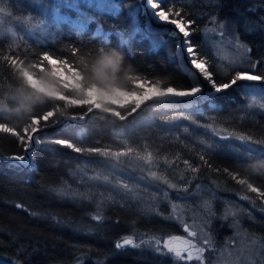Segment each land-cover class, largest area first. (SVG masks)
I'll return each mask as SVG.
<instances>
[{
    "label": "trees",
    "instance_id": "16d2710c",
    "mask_svg": "<svg viewBox=\"0 0 264 264\" xmlns=\"http://www.w3.org/2000/svg\"><path fill=\"white\" fill-rule=\"evenodd\" d=\"M64 1H60L57 16L48 13L53 20L50 31L40 34L33 30L36 15L52 6L48 0L38 4L0 0V123L26 136L23 129L35 125V116L54 114L48 122L41 121L43 125L59 121L65 114L86 112L89 103H73L49 93L43 100L36 99V87L27 81L24 71L54 86L59 68L66 67L80 78V84L60 87L63 97L81 99L88 87L83 80L85 66L101 46L117 48L124 53L126 64L133 65L138 80L127 91L141 93L150 85L190 86L176 63L172 37L158 42L143 30L139 0H90L91 5L84 0H77L76 5ZM156 1L170 12L169 17L194 22L190 25L192 41L200 57L217 83L230 82L241 67L231 66L212 51L203 39V28L229 18V9L234 7L249 9V16L263 21L264 0ZM240 38L251 46L250 55L260 60L255 69L244 70L264 75L263 24ZM44 53L59 63L43 62ZM141 81L144 88L138 84ZM261 91L264 93V81H238L216 98L174 115L170 113L175 110L147 108L136 121L123 125L94 118L42 136L32 153L34 167L15 170L0 162V264H73L84 255L89 259L77 263L143 264L134 259L130 252L134 249H116L114 238L140 231L180 235V226L158 215H166L169 205L196 208L204 199L190 194L204 187L209 191L206 200L215 207L233 208L242 229L264 244V196L260 195L264 175L253 174L247 167L264 160L249 159L264 156V108L251 99ZM132 105L119 104L118 109L126 113ZM104 106L111 103L104 102ZM241 135L251 137V142L240 141ZM60 139L84 151L62 146L57 143ZM92 148L125 153L131 148L133 153L117 160L88 151ZM23 149L24 142L18 137L0 132V154L21 156ZM136 153H151L153 160L147 163ZM240 179L260 192L250 191ZM96 216L101 219H94ZM162 258L149 253L143 262L175 264L169 257Z\"/></svg>",
    "mask_w": 264,
    "mask_h": 264
},
{
    "label": "rangeland",
    "instance_id": "374dc122",
    "mask_svg": "<svg viewBox=\"0 0 264 264\" xmlns=\"http://www.w3.org/2000/svg\"><path fill=\"white\" fill-rule=\"evenodd\" d=\"M16 1H22V0H14ZM27 1V0H24ZM31 4H38L41 0H28ZM61 0H48V3L52 4L49 8H44L39 10L38 16L36 15V27L33 29L34 31L38 30V33L45 34V32L40 30L41 22L43 21V27L46 28V33H48L51 29V23L48 13L50 11V15L55 17L57 16L58 8L60 7ZM87 5H91L92 2L90 0H84ZM97 1V0H95ZM149 0H147L148 2ZM151 1V0H150ZM70 2V0H69ZM140 2V10L141 15L143 17V21L146 23L147 27L155 30L160 31L159 33L152 34V37L159 41L168 40V35L172 37V42L174 43V52H175V59L176 63L180 66V68L184 71V73L187 75L188 80L190 82V87L194 86L195 83L199 82L201 84H204V90L201 93H198L196 96H194V99H179L180 102H169V101H162L161 99L151 100L148 103H145L141 105L139 109L135 113H132V109L135 107V103L133 102L132 107L130 108V111L126 113H121L119 111L118 105H127L130 104L131 99L134 97V94L132 91H127L128 95L124 98V101L122 103H118L116 99L107 98L108 94L104 93L103 95L106 97L105 99L101 100L89 87L85 89L83 92L84 95L79 98H73L69 99L67 97H63V92L60 89L63 86L67 85L68 87H75L78 84H75L74 82L77 80L76 75L71 72V70H67L65 68H59V71L56 73L58 84L52 86L51 90H48L47 93L51 95H55L57 97H60L61 99L70 100L73 103H84L88 104L93 109L92 112H88L86 109V112H84L81 115H74V114H65L64 117H62L59 121H54V123L49 124H43L38 125V131L34 133V144L33 148L29 151V157L30 161L29 164L25 167H20L13 164L9 165L4 163V165L10 169L15 170H24L28 167H34V159L32 153L34 149L37 147V145L40 143V139L44 135L48 134H54L57 131H60L64 129L66 126L69 125H82L87 124L90 120L96 118L103 119L105 121H110L112 123H115L117 125L120 124H126L124 122L120 123L121 120L118 117H115L113 115L114 112H120L122 116L125 118L136 115L130 119L129 122H134L137 120L138 116L147 108H164L169 110H175L170 115H174V113H181L185 108H197V105H201L206 103L208 100H212L216 98V96L220 95V93L214 92L210 86L203 80L202 75H200V79L192 80L191 79V73L189 69L190 65V57L188 53L186 52V44L185 41L188 40L191 43L192 37L191 35L188 37V39L183 40L182 33L179 32V29L176 27V25L171 24L170 22H161L156 16L153 18L152 21H148V17L146 14V11L144 10V3L146 4L145 0H139ZM64 3H68V0H65ZM72 3L76 5L78 2L77 0H72ZM98 2H95V4ZM153 3L158 4L156 0L153 1ZM152 3V4H153ZM149 8V7H148ZM150 9L153 12L159 11V9H154L150 7ZM235 12H234V10ZM251 10V9H250ZM249 9H245V11H242L240 9H236V7L229 9V18H224L218 25L213 27H205L203 28V39L206 40V43L212 47V51L215 52L219 58H223L224 61H229L231 66L237 67L240 66L241 70L239 71H247L244 69H252L250 67L251 64L257 65V63H260L259 59L254 58L250 55L252 49L251 46L244 41V39L240 38L241 35L246 36V34H251L256 29V26H259L261 23L264 26V18L262 21L261 17H251L248 14ZM146 14V16H145ZM40 15V16H39ZM3 19V17L0 15V22ZM169 19H174L173 17H169ZM182 22H187L186 20H183ZM232 23L235 25L234 30H230L227 27L224 29H221V24H229ZM247 25V26H246ZM252 29L249 31L248 29ZM150 30V29H149ZM191 32V30H189ZM223 31V35L221 36L220 33ZM155 33V32H154ZM167 34V35H166ZM237 44L244 45L248 51H245V48L237 47ZM193 45H195L193 43ZM179 46V47H178ZM182 47V48H181ZM179 48L184 49V54L181 55L183 52H178ZM202 50V49H201ZM204 51V49H203ZM196 59H202L200 57L199 52L196 50ZM187 55L185 61L184 56ZM184 59V60H183ZM245 60L247 62H245ZM192 66V65H191ZM62 69H64L62 71ZM27 81L30 82V84H33V86L37 87L40 85L41 80H39L37 77L33 76L28 71H24ZM251 74H254L253 72L249 71ZM256 75V74H254ZM214 78V77H213ZM226 83H229L226 82ZM152 85L148 86L151 87ZM94 87V86H93ZM158 87V86H156ZM174 87V86H172ZM160 88V87H158ZM164 87H161V89ZM188 88L178 89V90H185ZM146 89V88H145ZM144 89V90H145ZM225 92L227 90H224ZM143 92V91H142ZM141 92V93H142ZM223 92V91H222ZM255 94V95H254ZM252 94V102L257 103L259 106L264 105V93L261 91L260 93H254ZM212 96V97H211ZM215 96V97H214ZM159 101V102H158ZM162 101V102H161ZM104 102H110L111 106H104ZM100 107L97 108L96 107ZM264 108V107H263ZM139 112V113H138ZM84 116L83 119H73V117H79ZM65 118H72L73 121H66ZM66 121V122H65ZM61 123H66L65 126H61ZM128 123V122H127ZM35 126V125H34ZM33 126V127H34ZM22 156L25 157V147L23 149ZM5 154H0V157L4 159H8V157L4 156ZM7 156V155H6ZM11 158L15 156H19L16 154L8 155ZM26 160V157H25ZM169 191H173L169 189ZM207 188L200 189L199 191H194L190 195H195V197L203 198L204 200L201 201L196 208H193L192 206H189L187 208L185 207H179L178 206H170L168 208V212L166 215L160 216L164 219H169L173 221L177 226H180L181 234L180 235H172L168 234L167 236H164L165 233H157L156 235H147L144 231L138 232L136 235L133 233L128 234H119L114 238L113 245L118 243L120 239H123V237L127 236L131 238L137 247L128 246L134 250H140L136 253L134 250L130 251L133 252V256L136 261H142L144 264V258L149 256L150 254L153 255H160L164 258V260H167L166 257H169L168 259H173L175 264H180L182 261H194L197 264H264V244L263 242L257 238L254 237L251 234H248L245 230L242 229L240 226V223H238L239 215L238 213L232 208H229L227 206H221V207H215L211 201L206 200L204 197L208 193ZM184 195V194H183ZM189 196V195H188ZM186 195V197H188ZM242 199L245 196H242ZM200 199V200H201ZM36 202V201H35ZM167 208V207H166ZM43 217L47 218L48 216L43 213ZM215 219V220H214ZM218 219V220H217ZM164 221V220H163ZM212 223L215 225H212ZM129 225V224H128ZM121 229L123 228L122 225ZM124 226V225H123ZM132 229V228H131ZM152 231V230H151ZM165 231L162 229H159L158 232ZM49 232V231H48ZM50 234L52 232H49ZM25 240L26 237L22 236ZM21 237V238H22ZM174 239H181L184 242H190L194 247L190 249L192 254V259H188L189 253L187 251H181V255L178 257L175 254V251L169 252L168 249L164 246L165 241H169L172 244V241ZM112 240V239H111ZM159 242V243H157ZM18 248H20V244L16 243ZM89 255H84L80 259H77V262H82V260H87ZM126 257V255H125ZM94 261H97L98 259L93 258ZM73 261V264H80Z\"/></svg>",
    "mask_w": 264,
    "mask_h": 264
},
{
    "label": "snow or ice",
    "instance_id": "6c2138e0",
    "mask_svg": "<svg viewBox=\"0 0 264 264\" xmlns=\"http://www.w3.org/2000/svg\"><path fill=\"white\" fill-rule=\"evenodd\" d=\"M150 6L154 9H159V5L156 3H153ZM154 14L161 22H170L171 24L176 25V27L179 29V32L182 33L184 35V37L187 38L191 35V32L189 31V27L192 23H194L193 21H187L186 23L182 22L183 17H181L180 19H171L170 20L169 19L170 12L164 11L163 9H159V11L155 12ZM176 15L179 16L180 13L177 12ZM39 27H40L41 31L46 33V28L43 27V21L41 22V25ZM220 27H221V29H224L225 27H227L230 30L235 29V25L232 23H229L227 25L221 24ZM248 30L251 31L252 29L249 28ZM223 34L224 33L222 31L220 33V35L222 36ZM185 44H186L185 50L190 57V64L193 66L194 70H198V72L194 71L193 73L190 74L191 79L196 80V77L198 75H202L203 80L216 93H220L224 90L231 88L233 85H236L238 81H251V82H262V81H264V75H254V74H251L249 71H236L235 76L231 78L229 83H217L216 80L213 78V73L208 70L207 62L203 59H196L195 58L197 55L196 46L193 45L188 40L185 41ZM237 47L245 48V51L249 50L244 45L237 44ZM41 59L43 62L48 61V60H57L53 57V55L48 54V53H44L42 55ZM14 62L15 61H13V63ZM57 62L59 63L58 60H57ZM245 62H247V61L245 60ZM250 67L252 69H255L256 65L251 64ZM138 84H139L140 88L145 87L144 82H142V81L138 82ZM203 90H204V84H201L199 82L195 83L194 86H192L188 89H185V90H178L176 87H172V86L164 87L161 89V88L156 87L155 85H152L151 87H147L142 93L134 94V97L131 99V102L135 103V107L132 109V113H135L137 111V109H139L141 107V105L144 104V102H146V101H150L153 99H161V100H165V101H169V102H177L178 103V102H180L179 98L193 97V96H196L198 93H201ZM261 107H264V105H261ZM87 111L90 113L93 111V109L89 107L87 109ZM113 115L115 117H118L120 120L125 119V117L122 116L120 112H114ZM52 117H54V114L51 116H48L45 114L42 116L33 117V120L35 122V126L32 127L31 129H23V132L26 134V136L21 135L16 130V128L10 127L6 123H0V132L9 133V134H12L13 136L18 137L20 141L24 142V147L27 150L30 147V142L34 139V136L32 134L36 133L39 130L37 126L41 124V121L48 122L49 119ZM76 118L83 119L84 116L73 117V119H76ZM209 127H211V125H209ZM213 131L215 132L216 130L213 129ZM216 134L219 135V132H217ZM231 135H232V133H229V136H231ZM26 137H27V139H26ZM238 139L240 141L251 142L252 138L241 135L238 137ZM57 143H59L62 146L74 148V150L76 152L84 151L83 149H81L79 147H75L73 144H71L68 140H65V139H60L57 141ZM88 151L101 153L105 157L111 156L117 160H119L120 157H122V156L133 153V149H131V148H129L127 150V153H125V152H110L107 149H100V148H92V149H88ZM262 152H264V150H262ZM135 155L139 159H142L143 161H145L147 163H151L153 160V156L151 153H148V154L136 153ZM13 159L19 160L25 165L28 163V161H26L25 157L22 155L21 156H15V157H13ZM249 159H264V156L249 157ZM149 174L153 177H156V175H157L155 172H151ZM105 179H107V177H105ZM239 183L240 184H247L248 189L252 192H260V189L253 187V185L251 183H248V181H246L244 179H240ZM172 187H174V185ZM260 195L264 196V192L260 193ZM244 199H247V197H244ZM94 219L100 220L101 217L96 216V217H94ZM157 243H159V242H157ZM126 246L137 247V245L134 244V242L131 238L123 239L122 243H116L115 244L116 249H123ZM164 246L168 249L169 252L175 251V254L178 257L181 255V251H187L189 253L188 259H192V254H191L190 249H192L194 247V245H192L190 242H186L185 245L182 248H180V247H174L169 241H165Z\"/></svg>",
    "mask_w": 264,
    "mask_h": 264
},
{
    "label": "clouds",
    "instance_id": "9594fccd",
    "mask_svg": "<svg viewBox=\"0 0 264 264\" xmlns=\"http://www.w3.org/2000/svg\"><path fill=\"white\" fill-rule=\"evenodd\" d=\"M85 67L83 80L101 100L106 98L103 94L107 93V98H114L122 103L128 95V85L135 84L138 80L133 65L126 64L124 53L115 47H99ZM74 83L80 84V78ZM51 89L52 82L42 79L40 85L33 89V95L36 99L43 100ZM247 167L253 174L264 175V160L254 161Z\"/></svg>",
    "mask_w": 264,
    "mask_h": 264
},
{
    "label": "bare ground",
    "instance_id": "6f19581e",
    "mask_svg": "<svg viewBox=\"0 0 264 264\" xmlns=\"http://www.w3.org/2000/svg\"><path fill=\"white\" fill-rule=\"evenodd\" d=\"M22 1H24V0H22ZM153 1L154 0H149L148 2H147V0H145V2H146V4L144 3V5H143V7H144V10L146 11V14H147V16H146V14H145V16L146 17H148V21H152L153 20V18H155L154 16H155V12H153L151 9H150V5L153 3ZM24 2H29L30 3V1H24ZM31 4V3H30ZM149 7V8H148ZM26 11V10H25ZM234 12H235V10H234ZM141 24H142V28H143V30H145V32H147V33H152V34H156V33H154V32H151L149 29H151V28H149V27H147V25H146V23L143 21V17H142V22H141ZM138 25V22H136L135 23V26H137ZM189 30H191V27H189ZM37 32H38V30H36ZM192 33H193V30H191V37H192ZM182 36L184 37V35L182 34ZM185 39H188V37L186 38V37H184L183 38V40H185ZM164 41V40H163ZM192 44H193V42H192ZM182 48V47H181ZM181 48H179L178 50V52L180 53V52H183V53H181V55L182 54H184V49H182L181 50ZM186 57H187V55H185L184 56V59H185V61H187V59H186ZM183 59V60H184ZM223 59V58H222ZM189 69H190V73H193L194 71L195 72H198V70H194V68H193V66H191V64L189 65ZM196 79H200V75H198L197 77H196ZM200 81H201V79H200ZM179 99H189V100H192V99H194V96L193 97H185V98H179ZM153 100H156V99H153ZM151 101V100H150ZM150 101H146V102H144V104L145 103H148V102H150ZM143 105V104H142ZM97 108H100V107H96V109ZM2 155V154H1ZM5 157H8V158H11L10 156H6V155H4ZM3 157V156H2ZM1 163H3V162H1ZM20 168V167H19ZM127 236H125V237H123V239H125ZM123 239H120V241L121 240H123ZM120 241H118V243H120Z\"/></svg>",
    "mask_w": 264,
    "mask_h": 264
},
{
    "label": "water",
    "instance_id": "95a60500",
    "mask_svg": "<svg viewBox=\"0 0 264 264\" xmlns=\"http://www.w3.org/2000/svg\"><path fill=\"white\" fill-rule=\"evenodd\" d=\"M150 31L151 32H155V33H159L160 31H155V30H153V29H150ZM212 97V96H211ZM215 97V96H214ZM162 101H165V100H162ZM161 101V102H162ZM159 102V101H158ZM139 113V112H138ZM137 114V113H136ZM135 114V115H136ZM135 115H131V116H129V117H127V118H125L124 120H121V122L120 123H122V122H124V123H127V122H129L130 121V119H132V117H134ZM66 119V121H73L72 120V118H65ZM65 121V122H66ZM62 125V127L63 126H65V124L64 123H61ZM33 135V134H32ZM34 136V135H33ZM33 144H34V139L30 142V147L25 151V157H26V161H28V163L25 165V164H23L21 161H19V160H16V159H13V157L12 158H8V159H4V158H2V157H0V162H4V163H6V164H9V165H13V164H15V165H17V166H19V167H26L28 164H29V161H30V157H29V151L34 147L33 146ZM126 238H129V237H126ZM125 238V239H126ZM123 242V240H121L120 241V243H122ZM185 243L186 242H184V241H182L181 239H174L173 241H172V245L174 246V247H180V248H182L184 245H185Z\"/></svg>",
    "mask_w": 264,
    "mask_h": 264
}]
</instances>
